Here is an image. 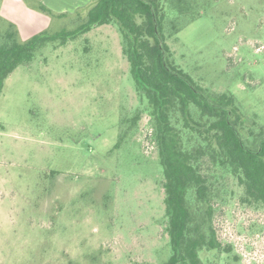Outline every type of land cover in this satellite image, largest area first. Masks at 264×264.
<instances>
[{"label": "rangeland", "instance_id": "1", "mask_svg": "<svg viewBox=\"0 0 264 264\" xmlns=\"http://www.w3.org/2000/svg\"><path fill=\"white\" fill-rule=\"evenodd\" d=\"M24 1L35 13L7 0L0 14V30L15 17L21 41L75 29L96 0L63 6L64 17ZM160 1L171 60L199 86L232 93L243 115L264 126V0ZM123 44L115 22L95 25L64 43H46L5 78L0 264L169 258L152 120ZM242 193L228 178L213 217L221 246L202 250L201 264H264V207L241 202Z\"/></svg>", "mask_w": 264, "mask_h": 264}, {"label": "trees", "instance_id": "2", "mask_svg": "<svg viewBox=\"0 0 264 264\" xmlns=\"http://www.w3.org/2000/svg\"><path fill=\"white\" fill-rule=\"evenodd\" d=\"M34 1L33 8L45 14L68 15ZM167 15L160 0H96L75 29L43 31L26 41L8 21L0 30V94L5 78L46 43H64L115 22L136 89L146 101L163 174L171 247L163 264H201L202 250L221 246L213 217L228 178L241 187V202L264 207V126L243 115L232 93L203 88L177 67L164 35Z\"/></svg>", "mask_w": 264, "mask_h": 264}, {"label": "crops", "instance_id": "3", "mask_svg": "<svg viewBox=\"0 0 264 264\" xmlns=\"http://www.w3.org/2000/svg\"><path fill=\"white\" fill-rule=\"evenodd\" d=\"M7 0H2V4L0 6V14H2L4 16V3ZM48 7H50L52 10H54L55 12H62V10H60L63 6L69 8L68 10L74 9L75 7L79 6V5H83L87 2H89L90 0H42ZM16 2H18V0H16ZM18 8L22 11V10H32V7L30 8L25 1H20L18 2ZM31 5V2H30ZM69 5V6H66ZM30 8V9H28ZM32 12L35 13V10L33 9ZM64 12V11H63ZM66 12V11H65ZM69 12V11H67ZM12 16V15H11ZM13 17V16H12ZM10 21H14V23L16 24V20L15 17L10 18ZM17 25V24H16Z\"/></svg>", "mask_w": 264, "mask_h": 264}]
</instances>
